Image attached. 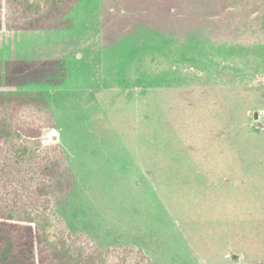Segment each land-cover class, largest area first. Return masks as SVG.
<instances>
[{"label": "rangeland", "instance_id": "rangeland-1", "mask_svg": "<svg viewBox=\"0 0 264 264\" xmlns=\"http://www.w3.org/2000/svg\"><path fill=\"white\" fill-rule=\"evenodd\" d=\"M70 17L0 31V59L55 61L0 92L47 100L76 180L56 212L75 241L155 264H263L264 0H84Z\"/></svg>", "mask_w": 264, "mask_h": 264}, {"label": "trees", "instance_id": "trees-1", "mask_svg": "<svg viewBox=\"0 0 264 264\" xmlns=\"http://www.w3.org/2000/svg\"><path fill=\"white\" fill-rule=\"evenodd\" d=\"M83 1L0 0V31L65 30L72 23L71 13ZM54 63L0 59V87L19 89L40 82L53 73ZM54 129L53 112L41 93L0 92V264H155L141 247L105 250L83 233L75 241L56 212L76 180L51 133ZM47 132L52 144L44 142Z\"/></svg>", "mask_w": 264, "mask_h": 264}, {"label": "water", "instance_id": "water-1", "mask_svg": "<svg viewBox=\"0 0 264 264\" xmlns=\"http://www.w3.org/2000/svg\"><path fill=\"white\" fill-rule=\"evenodd\" d=\"M255 115H256V116L258 115L257 112L255 113Z\"/></svg>", "mask_w": 264, "mask_h": 264}]
</instances>
